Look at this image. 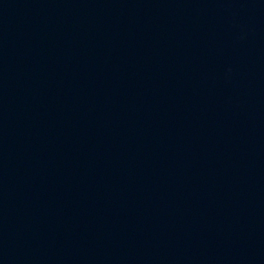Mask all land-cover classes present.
Returning a JSON list of instances; mask_svg holds the SVG:
<instances>
[{
	"label": "water",
	"instance_id": "obj_1",
	"mask_svg": "<svg viewBox=\"0 0 264 264\" xmlns=\"http://www.w3.org/2000/svg\"><path fill=\"white\" fill-rule=\"evenodd\" d=\"M232 264H264V0H86Z\"/></svg>",
	"mask_w": 264,
	"mask_h": 264
}]
</instances>
